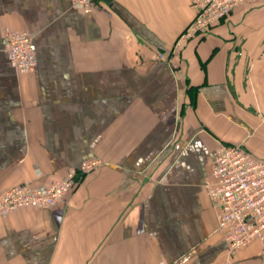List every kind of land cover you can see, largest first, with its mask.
<instances>
[{"label":"crops","instance_id":"obj_1","mask_svg":"<svg viewBox=\"0 0 264 264\" xmlns=\"http://www.w3.org/2000/svg\"><path fill=\"white\" fill-rule=\"evenodd\" d=\"M112 2L0 0V188L101 161L0 217V264H264L258 242L228 251L208 190L222 145L264 162V0L188 39L191 0ZM7 29L32 35L33 73Z\"/></svg>","mask_w":264,"mask_h":264},{"label":"built area","instance_id":"obj_2","mask_svg":"<svg viewBox=\"0 0 264 264\" xmlns=\"http://www.w3.org/2000/svg\"><path fill=\"white\" fill-rule=\"evenodd\" d=\"M248 0H191L196 12L182 38H191L227 18L238 6ZM92 0H73L79 7ZM6 53L12 65L21 74L33 73L37 67V47L27 31H5ZM101 164L99 159L82 163L62 180L50 186L34 189L18 185L0 188V217L11 215L23 208H50L61 202L75 187L78 178ZM213 182L208 185L209 197L218 214V232L228 242L229 252L252 243L261 245L264 255V162L256 159L243 147L222 145L214 162Z\"/></svg>","mask_w":264,"mask_h":264},{"label":"water","instance_id":"obj_3","mask_svg":"<svg viewBox=\"0 0 264 264\" xmlns=\"http://www.w3.org/2000/svg\"><path fill=\"white\" fill-rule=\"evenodd\" d=\"M94 1H102V2L106 3L109 6H113L112 0H94Z\"/></svg>","mask_w":264,"mask_h":264},{"label":"trees","instance_id":"obj_4","mask_svg":"<svg viewBox=\"0 0 264 264\" xmlns=\"http://www.w3.org/2000/svg\"><path fill=\"white\" fill-rule=\"evenodd\" d=\"M94 1V0H93Z\"/></svg>","mask_w":264,"mask_h":264}]
</instances>
